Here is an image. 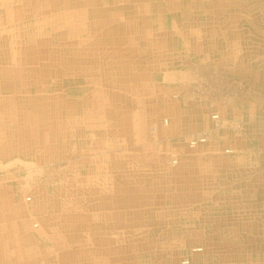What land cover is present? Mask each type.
Instances as JSON below:
<instances>
[{
  "label": "crops",
  "instance_id": "0c3cea01",
  "mask_svg": "<svg viewBox=\"0 0 264 264\" xmlns=\"http://www.w3.org/2000/svg\"><path fill=\"white\" fill-rule=\"evenodd\" d=\"M165 1L166 3H171L169 0ZM38 2L39 0H0V155L7 154L8 156L6 157H12L14 154L20 153L17 156L20 157L23 155L21 152L28 148L37 150L36 153L33 151L34 154L31 155H38L37 153L41 147H50V145H43L44 139L36 140L34 138L40 137L44 133V125L40 124L46 120L44 106L48 105L49 114L47 116L49 124L54 126V128L49 130V133H58V136L62 137L58 138V140L65 142L66 146L70 145L72 151H75L77 147L83 151L80 159H83L82 166L86 165V178L88 179L90 175H94L93 178L85 180L95 186L97 185L98 188L101 187L103 199H107V195H109L112 199L111 205H117L118 210L120 208V190H115L113 187V183L117 180H114V178L111 180L106 177L110 165L115 171L120 172L121 169H126L129 175H137L136 172H140V175L145 177L149 176V174L158 176L162 172V167L156 161L160 155L153 151L155 149L153 145L156 143L143 142L141 138L140 131L142 130V124L144 126L145 122H147L146 118L143 119L141 116L139 118L131 115L127 119L129 124L132 121V124L135 125V132H133L134 135L131 136V139L130 137L121 139L115 134L119 123L118 103L115 102L117 98H114L112 103L107 104L104 102L102 98L103 84L111 80L112 82L110 83H113L112 89H116L118 87L115 86L117 79L144 78V81H147L146 87L150 89L148 91L145 88V82L138 84L139 86L137 87V84H130L131 82L128 80L129 82L127 83L119 82L120 87L127 88L131 93L139 92L138 90L143 88L141 93L152 95L155 94V89L156 91L162 89L160 88V83L154 81L155 77L168 72L169 62L172 61L176 63V66L171 67L173 70L177 72L186 71L185 74L189 72L191 76L197 77L202 76L209 68L223 67L227 71H241L249 67L250 62L251 65L255 62L254 60H250V62L247 60L248 49L246 46L248 36L243 35V37L238 38L233 35L232 31L235 28L232 24L229 25V28H227L229 30H226V32L223 30L224 26L221 25L224 28L221 26L217 27L209 22L204 23L205 26L198 22L192 24L185 22L183 26V24L180 25L178 22V27L177 16H174V20L168 26L166 21L168 5H156V3L148 0H45L42 9H47L48 11L40 12L39 15H36L31 8ZM141 2L143 4H140ZM159 2H164V0L157 1V4ZM173 2H178V0H173ZM210 2L212 1H208L209 6ZM73 3H75V7L72 6ZM231 4H234V1L229 2V6L239 8L238 11L242 13L240 20L236 23L238 25L235 27L247 29V31L249 29L254 30L256 31V34H254L256 41H258V38L263 40L264 1L257 0L254 9H251V6L248 7V0H242L235 5ZM89 5H94L96 9L94 11L95 19L90 18L89 14L87 15L88 12H93L90 11L91 7ZM176 6L173 5V13L178 10ZM209 6L207 10L212 8ZM249 11L255 14L250 16ZM55 16L61 17L60 22H56ZM154 16H157L159 23H157L158 20L152 19ZM43 18L47 19L43 21ZM62 19L63 22L61 21ZM39 22H44L46 25L56 24L54 27L59 26L58 29L60 30L53 35V39L43 38L42 41L41 37L34 35L35 30L40 29L41 23ZM96 24L99 27L95 28L96 30L94 31L93 28ZM34 28L35 30L32 31ZM41 28L43 27L41 26ZM205 28H208L206 30L208 31L206 39L203 33ZM211 28L223 30L220 32L222 41L216 40ZM250 30L249 34H251ZM73 35L75 37H72ZM53 46L55 47L53 48ZM261 50L264 52V49ZM23 51L27 54L25 55L24 53L23 55ZM30 62L32 65L27 66ZM184 62L190 65L188 69L183 68ZM47 64L48 68L46 69L45 66ZM255 64L256 68H258L256 76L264 79V60L262 59L260 62L256 59ZM45 71H48V76H52L50 74L54 72L55 79L72 76L76 78L78 76V78L85 81V87L93 86L94 88L92 87V92L83 97L79 104L73 105L72 102L64 98L62 90L59 91L54 82L49 81V77L39 76ZM27 80H31V84H28ZM28 86H30L32 92L33 90L35 91L34 96H26V94H29L26 92ZM19 94L22 98H25V102L16 100L15 96ZM154 99V104H151L150 107V109L155 108L154 117L167 115L171 118V127L168 130H161L162 133L159 136L157 145L167 146L165 140H167L168 134L175 136V138H183L191 131L193 133L209 126L207 111L202 105L187 100L172 105L162 98L157 97ZM61 100L64 102V107L60 103ZM24 106H29L30 110L28 111L29 113L21 115V113H24L21 112L24 110ZM13 107L15 108V113H13ZM242 107L244 110L240 114L244 118L247 117V110L251 112L252 109H256V114L259 113L257 109L261 110V107L254 106H250L251 108L248 109L246 108L247 105L241 103L234 107L235 109H229V111L233 114L236 113V110L240 111ZM61 108H64L63 119L59 120L57 109ZM250 112L249 116H251ZM52 121L54 123H51ZM137 123H139V127ZM7 124L12 126L13 132H11L16 135V140H11V134L7 136ZM103 125L111 129L110 135H108L109 133L106 130H99L100 126ZM50 134H46L48 140L57 139L52 138ZM258 134H256L258 147L255 150L261 156V154H264V125L259 129ZM113 135H116V137L114 138ZM73 140L76 141L74 147ZM212 140L209 147L198 152H183L180 166L166 175V180L162 181L161 178L156 181L161 176L155 179V184L158 186L154 187L159 192V201L162 199L159 204L161 208L159 217L162 218L161 222L163 223L162 227H160V232H163L162 234L165 233V236L168 227L163 226L165 223L168 225L166 220L173 221L170 218V214L172 206H176L175 204L179 205L182 202L185 205L188 204V201H222L223 203L226 201H242V196L238 193L243 189H247V182L250 181V176L248 177L244 173L241 176L240 173V179L235 181L233 176H237V171L232 168L234 167L233 165H230L232 160L220 152L222 147H226L232 141L229 142L227 136L220 135L218 132L212 135ZM15 141L20 144H14ZM110 146L113 147L112 151L106 149ZM51 153L54 155H51ZM25 154L29 153L26 151ZM46 154L49 157H53L55 156V151L52 149L50 153L47 152ZM123 158L126 163L121 160ZM154 162L155 164H153ZM147 163H150L149 168L154 171L144 169ZM164 181H166V187H164ZM104 183L112 185L111 195L108 194L107 190L105 191ZM129 189L131 188L128 187L127 190L129 191ZM232 192H235V194L232 195ZM133 199L135 198L133 197L128 201ZM154 200L152 198L148 201ZM5 202L1 216L9 218L6 219L5 223L8 225L10 220L12 222L25 209L24 207L17 209L12 207L8 201ZM109 205V203L100 202L98 208L101 207L104 210ZM136 213L139 215V211H136V209L129 212V219L132 218L131 222H136L139 218H137L138 215ZM72 214H57L55 219L64 220L67 223L75 222L73 225L68 223L64 226L69 231L74 232L77 230V225L80 226V222L88 220L89 217H85L86 214H83V212L82 214L81 212ZM119 214L121 213L118 211V213L115 212L114 215H111L113 218L118 219V221L114 219L116 228L119 227L118 222L121 216ZM52 215L54 216V214ZM262 217L264 218V216L260 215L261 220L263 219ZM97 218L103 220L108 218V216L98 214L94 216V219ZM47 222L49 226L52 224L51 221ZM153 222L155 221H151V223ZM44 223L45 221H43L42 227ZM152 226L156 225H150L149 227ZM180 226L177 220L176 231L181 228ZM98 227L97 231H87L86 237L88 241L92 239V236H97L101 239L105 238V241L109 240L107 230L104 231L103 228ZM0 228L1 230L3 229L1 220ZM141 229L145 231L144 227H141ZM113 230L116 231V229ZM11 231L14 232L12 228ZM0 234L1 264H37L38 262L39 264L40 262L41 264H49L41 257V249L35 245L33 239L29 236L24 238L23 243L26 242V245L21 246V241H19V246L12 247L6 239L8 233L1 232ZM52 234L54 235L48 234L47 236L51 240L50 245L44 243L42 246L46 249L52 248L51 252L56 255L54 252L57 251V246L60 243L54 244L52 240L60 241L64 239V235H59L55 232H52ZM111 234H115V232L112 231ZM258 234L257 237L262 239L261 243L264 245V231L258 232ZM16 236L17 234L13 235V237ZM256 243L259 242L257 241ZM114 244L112 241V243L107 245V248L101 246L100 248L102 249L95 253L103 254L104 248L107 249L106 252L118 253L119 244ZM64 247L65 244L61 243L59 250L66 252ZM234 252L227 248V251L219 252L222 256L210 255L211 257H209L213 261L212 264H227V254L232 255ZM246 253L245 256L242 254L240 257L241 264H264V251L263 258L259 256L256 258L253 256L249 257L248 252ZM46 257L49 258L48 256ZM194 259L196 257H193V262L195 263ZM87 264L90 263L87 262ZM207 264H211L210 261Z\"/></svg>",
  "mask_w": 264,
  "mask_h": 264
},
{
  "label": "rangeland",
  "instance_id": "374dc122",
  "mask_svg": "<svg viewBox=\"0 0 264 264\" xmlns=\"http://www.w3.org/2000/svg\"><path fill=\"white\" fill-rule=\"evenodd\" d=\"M148 1L154 2L156 5H168V14H166L168 26L174 20V16H177V24L179 22L183 26L185 22L189 24L198 22L202 23L203 26H205L204 23L209 22L217 27L224 26L225 28L221 26L224 28V32L229 30L227 28L232 24L235 28L232 31L233 35L238 38L243 37V35L248 36L246 46L248 49L247 60L249 62L250 60L256 62V59L260 62L262 59L264 60V52L261 50L264 49V36L263 40L258 38V41H256L257 39L254 37L256 31L249 29L251 31V34H249V30L235 27L238 25L236 23L240 20L242 13L238 11L239 8L230 7L229 2L234 1V4L231 5H235L242 0H178V2L169 0L171 3H166L164 0V2H159L158 4L157 1L161 0ZM208 1H212L210 6ZM43 4H45V0H39L38 3L32 6V12L39 15L40 12L48 11L47 9H42ZM74 4L72 5L73 7H75ZM140 4H143V2ZM256 4L257 0H248V7L251 6V9H254ZM173 5H177V12L173 13ZM208 6L212 8L207 10ZM89 7H91L90 11L93 12H88L87 15L89 14L90 18L95 19L94 11L96 9L94 5H89ZM250 12V16L255 14ZM55 18L57 19L56 22H60L61 17L55 16ZM45 19L47 18H43V21ZM152 19L158 20L157 23H159L157 16ZM61 21L63 22V19ZM55 25H46L42 22L40 29L35 30L34 28L32 31L35 30L34 35L41 37L42 41L43 38L53 39V35L60 30L58 29L59 26L54 27ZM97 27L99 25L97 26L96 24L93 28L94 31ZM206 30L208 28L203 31L205 39L208 32ZM211 30L216 40H223L220 33L223 30L217 28H211ZM72 37H75V35ZM24 53L25 55L27 54L23 51V55ZM255 62L252 65L250 62L251 66L249 65V67L241 71H227L223 67L209 68L206 73L197 77L191 76L189 72L185 74L186 71L177 72L173 70L171 67L176 66V63L172 61L169 62L167 74L155 77L154 81L160 83V88L162 89H159V91L155 89V94L152 95L141 93L143 88L139 89V92L131 93L127 88L120 87L119 82L127 83L129 81L131 82L130 84H137L138 87V84L145 82L144 78L117 79L115 86L118 87L116 89H112L113 83H110L112 82L111 80L103 84V101L108 104L112 103L114 98H117L115 102L118 103L119 123L115 134L121 139H127L128 137L131 139V136L134 135L133 132H135V125L132 124V121L129 124L127 119L131 115L139 118L141 116L143 119L146 118V125L144 124L143 126L142 124V130L140 131L141 138L143 142L156 143L153 145L155 148L153 151L160 155L156 161L162 167V172L158 176L149 174V176L145 177L140 175V172H136L137 175H129L126 169H121L120 172L115 171L110 165L106 177L111 180L114 178V180L118 181V183L117 181L113 183V187L115 190H120L119 210L117 205H111L112 199L109 195L106 194L108 198L103 199L101 187L98 188L97 185L95 186L85 180L87 179L86 165L82 166L83 159H80L83 151L79 147L72 151L70 145L66 146L65 142L58 140V138H62L58 136V133H49V130L54 128V126L49 124L47 116L49 114L48 105L44 106L46 120L40 124L44 125V133L40 137L34 138L36 140L44 139L43 145H50V147H41L37 153L38 155H31L37 152V150H32V148L24 149L21 152L23 155L20 157H17L20 153L14 154L12 157H6L8 156L7 154L0 155V201H2L0 203V220L4 229L1 230L0 228V233H8L6 239L12 247L19 246V241H21V246L26 245V242L23 243V241L25 237L29 236L33 239L35 245L41 249V257L49 264H87V262L90 264H207L209 261L212 264L213 261L210 259V255L220 257L222 254H219V252L227 251V248L236 252L232 255L227 254V264H241L240 257L242 254L245 256L246 252H248L249 257L253 256L256 258L259 256L263 258L264 245L261 243L262 239L257 236L259 235L258 232L264 231V218L262 217L263 221L260 218V215L264 216V154L258 155V151L255 149L258 147L256 137L259 135V129L264 125V79L256 76L258 68H256ZM31 65V62L27 64V66ZM40 65L42 66V64ZM56 66L59 67L58 65ZM182 66L185 69L190 67L186 62ZM45 67L47 69L48 64ZM73 74L77 75L76 73ZM41 75L49 77V81L54 82L58 90H62L64 93V98L72 102L73 105L79 104L83 97L90 94L94 88L93 86L85 87V81L78 78V76L76 78L72 76L55 79L54 72H51L50 75L52 76H48V71L39 74V76ZM27 81L28 84H31V80ZM146 86L147 81L145 82V88L147 91L150 90ZM26 92L29 93L26 96L35 95V91L33 90L32 92L30 86L27 87ZM59 97L61 96L59 95ZM157 97L166 100L172 105L183 100L202 105L207 111L209 126L193 133L191 131L183 138H175V136L168 134V138L165 140L167 146L157 145L159 136L162 133L161 130H168L171 127V118L169 116L160 115L156 118L154 117L155 108L150 109L151 104H154V98ZM15 98L19 101H26L20 94L15 96ZM62 100L60 103L63 106L64 102ZM241 103L247 105L246 108L248 109L251 108L250 106H254L261 107V110L257 109L259 111L257 114L256 109H252L251 112L247 110V117L245 118L240 114L243 113V107L240 111L236 110V113L231 114L229 109H235L234 107ZM63 109H57L59 120L63 119ZM29 110V106H24V110L21 111L24 113H21V115ZM249 112L251 116L248 115ZM13 113H15L14 107ZM214 116L216 118H213ZM51 123H54V121ZM8 125L6 126L8 129L6 131L7 136L11 134V140H16V135L12 133V126ZM137 126L139 127V123H137ZM102 129L106 130L109 133L108 135H110L111 129H108L106 125L100 126L99 130L102 131ZM217 132L220 135L227 136L229 142L232 141L226 147H222L220 152L232 160L230 165H233L234 167L232 168L237 171V176L234 175L233 179L235 181L239 180L240 173L241 176L242 173L248 177L250 176V181L247 182V189H243L238 193L242 196V201H226L225 203L222 201H188V204L185 205L182 202L179 205L175 204L176 206H172L170 214V218L173 221L166 220L168 225L165 223L163 226L168 227L165 236V233L162 234L163 232H160V227H162L163 223L161 222L162 218L159 217L161 214L159 204L162 199L159 201V192L154 187L158 186L155 184V179L161 176L156 181L161 178L162 181L166 180L165 176L180 166L183 152L193 153L209 147L213 141L212 135ZM46 134H50L52 138L57 139L48 140ZM201 134L206 136V142L191 147V140ZM116 135H113L114 138ZM14 144L19 145L20 143L15 141ZM75 144L76 141L73 140V147ZM52 149L55 151V156L49 157L46 153H50ZM106 149L112 151L113 147L110 146ZM25 150L29 154H25ZM51 155L54 154L51 153ZM121 160L125 161L124 158ZM146 165L144 169L153 170L149 168L150 163ZM93 177L94 175H90L89 178ZM166 185V181H164V187ZM103 186L105 191L107 190L108 194L111 195L112 185L104 183ZM128 187L131 188L129 191L127 190ZM231 194L234 195L235 192ZM133 197L135 199L128 201ZM152 198L155 200L148 201ZM5 201H8L12 207L17 209L24 207L25 209L12 222L10 220L8 225L5 223L6 219L9 218L1 216V211H3L6 204ZM100 202L109 203L110 205L107 209L102 210L101 207L98 208ZM134 209L139 211V215L136 213L138 215L137 218H139L136 222H131L132 218L129 219V212L131 210L134 211ZM118 211L121 213L119 214L121 215L118 222L119 229L116 228L117 226L115 227L116 223L114 221V219L117 221L118 219L111 216L115 212L118 213ZM79 212L81 214L83 212V214H86L85 217L88 216L89 218L81 221L80 226L77 225V230L74 232L64 227L69 222L55 219L57 214L70 213L73 215L72 213ZM98 214L101 216L106 215L108 218L103 220L94 219V216ZM177 220L181 225L178 231H176ZM43 221L45 223L42 227ZM47 221H51L52 224L49 226ZM151 221L155 222L151 223ZM69 224L73 225L75 222H70ZM150 225L156 226L149 227ZM98 226L103 228L104 231L107 230L108 241L97 236H92V239L88 241L86 237L87 231H97L99 229ZM141 227H144L145 231ZM11 228L14 232L11 231ZM113 229H116V231ZM112 231L115 234H111ZM52 232L64 235V239H61L64 241L52 240L54 244L60 243V246L61 243L65 244L66 252L59 250L61 247L57 246V251L54 252L57 256L51 252L52 248L46 249L42 246L44 243L50 245L51 240L47 236L48 234L54 235ZM11 234H17V236L13 237ZM18 237L20 238L18 239ZM112 241L115 243L114 245L119 244V254L111 251L106 252L107 249L105 248ZM257 241L259 243H256ZM101 246L105 247L104 253H95L102 249L100 248ZM193 257H196L194 259L195 263L193 262Z\"/></svg>",
  "mask_w": 264,
  "mask_h": 264
},
{
  "label": "built area",
  "instance_id": "2783aa9c",
  "mask_svg": "<svg viewBox=\"0 0 264 264\" xmlns=\"http://www.w3.org/2000/svg\"><path fill=\"white\" fill-rule=\"evenodd\" d=\"M213 118H216V116H214ZM205 142H206V136L201 134V135H198L193 140H191L190 145H191V147H194L198 144L205 143Z\"/></svg>",
  "mask_w": 264,
  "mask_h": 264
}]
</instances>
